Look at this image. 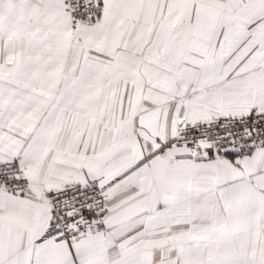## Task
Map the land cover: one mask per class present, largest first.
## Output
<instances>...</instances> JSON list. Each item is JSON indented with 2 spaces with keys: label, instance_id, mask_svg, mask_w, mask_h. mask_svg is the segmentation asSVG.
<instances>
[{
  "label": "snow or ice",
  "instance_id": "6c2138e0",
  "mask_svg": "<svg viewBox=\"0 0 264 264\" xmlns=\"http://www.w3.org/2000/svg\"><path fill=\"white\" fill-rule=\"evenodd\" d=\"M237 7L0 0V264H264V46L189 92Z\"/></svg>",
  "mask_w": 264,
  "mask_h": 264
},
{
  "label": "crops",
  "instance_id": "0c3cea01",
  "mask_svg": "<svg viewBox=\"0 0 264 264\" xmlns=\"http://www.w3.org/2000/svg\"><path fill=\"white\" fill-rule=\"evenodd\" d=\"M264 0H238L232 20L210 37L206 49L187 65L193 79L189 92L201 83H220L232 66L249 52L264 46Z\"/></svg>",
  "mask_w": 264,
  "mask_h": 264
}]
</instances>
